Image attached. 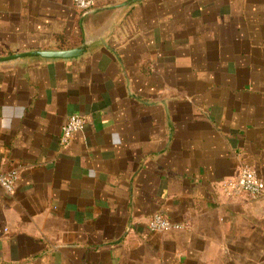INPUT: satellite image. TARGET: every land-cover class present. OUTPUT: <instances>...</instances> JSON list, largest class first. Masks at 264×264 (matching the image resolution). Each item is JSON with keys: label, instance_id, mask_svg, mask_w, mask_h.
I'll list each match as a JSON object with an SVG mask.
<instances>
[{"label": "crops", "instance_id": "1", "mask_svg": "<svg viewBox=\"0 0 264 264\" xmlns=\"http://www.w3.org/2000/svg\"><path fill=\"white\" fill-rule=\"evenodd\" d=\"M125 1L0 0V58L86 49L0 63V264H264V0Z\"/></svg>", "mask_w": 264, "mask_h": 264}, {"label": "built area", "instance_id": "2", "mask_svg": "<svg viewBox=\"0 0 264 264\" xmlns=\"http://www.w3.org/2000/svg\"><path fill=\"white\" fill-rule=\"evenodd\" d=\"M100 0H74L76 8L83 14L96 8ZM85 130V120L79 115H72L62 129L61 143L63 146L69 145L76 135ZM18 175L16 172L6 173L0 176V186L7 194L15 191ZM223 190L228 196L247 194L253 199H257L264 194V182L257 172L250 166L245 165L238 177L234 181L223 183ZM182 225L173 223L161 214H155L149 223V230L154 233H166L179 231Z\"/></svg>", "mask_w": 264, "mask_h": 264}, {"label": "water", "instance_id": "3", "mask_svg": "<svg viewBox=\"0 0 264 264\" xmlns=\"http://www.w3.org/2000/svg\"><path fill=\"white\" fill-rule=\"evenodd\" d=\"M143 1L144 0H127L123 2L121 5L113 7V9L128 8ZM95 9L87 13H84V16L97 12ZM102 10H109V8ZM85 50H86L85 48H77L68 51H34V52L22 53L11 57L0 58V63L9 62L12 60H17L22 58H29V57H42L45 59H72L82 56L85 53Z\"/></svg>", "mask_w": 264, "mask_h": 264}, {"label": "clouds", "instance_id": "4", "mask_svg": "<svg viewBox=\"0 0 264 264\" xmlns=\"http://www.w3.org/2000/svg\"><path fill=\"white\" fill-rule=\"evenodd\" d=\"M5 111H9V110L5 109ZM15 114H16L17 118L22 119L23 114H24L23 106H17L15 109ZM0 127L4 128V129H10L11 128V121L6 120L3 122H0ZM112 142H113V144H115L117 146L121 143V139H120L118 133H113Z\"/></svg>", "mask_w": 264, "mask_h": 264}]
</instances>
